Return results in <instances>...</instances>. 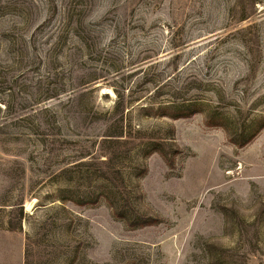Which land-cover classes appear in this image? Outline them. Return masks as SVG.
Wrapping results in <instances>:
<instances>
[{
	"label": "rangeland",
	"instance_id": "374dc122",
	"mask_svg": "<svg viewBox=\"0 0 264 264\" xmlns=\"http://www.w3.org/2000/svg\"><path fill=\"white\" fill-rule=\"evenodd\" d=\"M0 264H264V0H0Z\"/></svg>",
	"mask_w": 264,
	"mask_h": 264
},
{
	"label": "trees",
	"instance_id": "16d2710c",
	"mask_svg": "<svg viewBox=\"0 0 264 264\" xmlns=\"http://www.w3.org/2000/svg\"><path fill=\"white\" fill-rule=\"evenodd\" d=\"M120 137V136H119ZM122 137V136H121Z\"/></svg>",
	"mask_w": 264,
	"mask_h": 264
},
{
	"label": "bare ground",
	"instance_id": "6f19581e",
	"mask_svg": "<svg viewBox=\"0 0 264 264\" xmlns=\"http://www.w3.org/2000/svg\"><path fill=\"white\" fill-rule=\"evenodd\" d=\"M30 208V207H29Z\"/></svg>",
	"mask_w": 264,
	"mask_h": 264
}]
</instances>
